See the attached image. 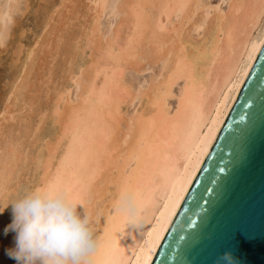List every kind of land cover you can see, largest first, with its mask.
Masks as SVG:
<instances>
[{
	"label": "bare ground",
	"instance_id": "bare-ground-1",
	"mask_svg": "<svg viewBox=\"0 0 264 264\" xmlns=\"http://www.w3.org/2000/svg\"><path fill=\"white\" fill-rule=\"evenodd\" d=\"M93 1L64 0L60 9L50 10L41 21L47 26L42 38L26 49L19 70L10 76L0 118V202L18 197L13 174L18 162L30 159L36 179L31 186L20 183L23 192L56 184L67 189L84 210L89 199L90 209L96 207L105 213L92 264H150L238 93L233 88L236 77L242 68L249 72L264 42V0H223L224 7L203 0H117L122 19L116 31L113 29V37L104 43L98 33V20L104 13L102 0ZM17 2L8 0L5 12L9 18ZM147 7L154 10L153 17ZM80 17L83 21H79L77 32L64 35L65 25H73L71 21ZM68 39L75 41L67 46V55L73 60L80 58L85 48L89 51L83 63L75 61L77 70L72 65L68 75L64 74L78 82L84 93L79 89L78 102L69 104L68 85L63 83L43 112L37 97L42 90L36 85V65L44 60L42 54L54 48L56 51L62 40L65 46ZM113 44L117 53L112 51ZM147 44L151 56L145 51ZM139 47L144 57L149 55L153 62L164 63L163 73L157 83L141 93L142 104L127 120L124 110L133 95L121 74L126 67L140 66ZM23 110L29 112L25 117ZM33 114L39 116L40 125L32 126L29 118ZM14 120L25 123L19 128L11 123ZM47 121L52 124L50 132L43 131ZM16 129L19 141L3 139L13 137ZM33 129L38 133L31 146L40 143L35 145L36 155L31 156V151L23 153L22 145ZM111 170H116L114 177ZM189 173L193 175L189 177ZM103 174L104 182L99 177ZM96 180L106 185L102 195ZM124 191L136 196L140 208L136 226L117 210ZM90 209L87 212L97 223L100 218ZM8 220L11 207L7 214L0 213V264H15L5 254L14 236L12 232L4 234Z\"/></svg>",
	"mask_w": 264,
	"mask_h": 264
},
{
	"label": "water",
	"instance_id": "water-1",
	"mask_svg": "<svg viewBox=\"0 0 264 264\" xmlns=\"http://www.w3.org/2000/svg\"><path fill=\"white\" fill-rule=\"evenodd\" d=\"M262 71L264 49L260 48L150 264H213L226 250L237 258V264H264ZM246 95L252 100L246 101ZM245 126V135H233ZM226 137L234 140L229 147L224 146ZM174 238L179 242L174 243Z\"/></svg>",
	"mask_w": 264,
	"mask_h": 264
},
{
	"label": "rangeland",
	"instance_id": "rangeland-1",
	"mask_svg": "<svg viewBox=\"0 0 264 264\" xmlns=\"http://www.w3.org/2000/svg\"><path fill=\"white\" fill-rule=\"evenodd\" d=\"M61 1L63 2L64 0H18L16 5L14 6L12 16L9 18V16L5 12V9H6L7 4H8V0H0V37L2 35V43H0V118L2 116L1 111H3L4 105L7 102L6 96L8 94V90H9L8 82L10 80L11 74L15 73L14 71L17 72L19 70L20 63L25 56L26 49L29 48L30 46L33 47L36 40L40 41L45 30L47 29V26L44 27L41 24L42 18L44 16L49 15L50 10L52 11L53 9H56V8L60 9L61 4H62ZM203 1H205V2L207 1V3L209 5L214 6V7H224L223 0H203ZM85 2L86 3H92V4L94 3L93 0H85ZM103 3L106 5L104 6ZM116 3H117V0H114V3L112 0H102L101 13L102 12H104V13L101 14L100 17H102V18H99L100 21L98 20V28H99L98 33L102 37V38L100 37L101 41L103 40L102 43L106 42L111 37H113L112 34L115 33L113 31L114 30L116 31V28L120 24V21L122 19V16H120V14L122 15L123 10L122 9H120V11L117 10ZM69 5H70V3H69ZM109 8L111 9L110 11H109ZM61 10H63V8H61ZM83 10L84 9L82 8V11ZM106 10H108V11H106ZM146 10L148 12L150 11L149 15L151 14L150 16L153 17L154 10L150 9V8H148ZM107 12H109V13H107ZM110 12H112V13H110ZM115 13H117L116 16L114 15ZM79 21L82 22L83 18L80 17L79 20L71 21V23H74L73 25L72 24L65 25L64 35L68 34L71 30H73L74 32H77L78 25L80 23ZM174 21H175V19H174ZM67 38H68V35H67ZM63 42H64V40H62V42L59 43L60 47H59V45L56 47L57 53H56L55 48H54V49L50 50V53L48 52L49 51L48 50L47 51L48 54L47 53H45V55L42 54L43 55L42 60L43 59L44 60L40 61V63H38V66L36 65V68H38L39 70L36 69V71H34L35 74L38 75L37 77L39 80V81L37 80V82H39V83L36 82V85H37V87L40 88V91L42 90V93L39 92L41 94L37 93V95H38L37 97H38V101L40 100L39 101L40 107H41L40 109H42L43 112H46L44 110V108H46L47 106L50 105L51 100H49V99H52V97L55 96L56 92L61 88L63 83L65 84V86L68 85L66 98H67L69 104L77 103L79 100L78 98H79L80 93L83 92V88L78 82L76 84V81L68 79V77L65 75H68L67 73H69V70L72 67V65L76 69L75 61H79V62H77L78 64L83 63V61L86 60L89 51L87 48H85L84 54H82L83 57L82 56H80V58L76 57L77 59L75 58L73 60L71 58V56L67 55L68 51H69V49H67V46L68 45L70 46L71 44L74 45L75 41L73 39H71V40L68 39L65 41V43H66L65 46L63 45ZM113 45H112L113 47H111L112 51L114 53H117L118 47H116L115 44H113ZM63 46L65 47L64 50L62 49ZM145 47H147V48H145L146 49L145 51L148 52V54L150 55L151 50H149V49H151V48H148V44ZM18 48H20V49H18ZM139 48H141V49H138V52L140 54L139 56L141 57V58L138 57L139 61L141 60L139 62V63H141L140 66L137 65L138 67H130V68L126 67L123 69L124 72H122V74H121V77L123 75L121 80H122L123 84L127 88H129V90L131 91V93L133 95L132 100H134V101L131 100L132 103L130 102L124 110L126 112V113H124V114H126V115H124V118L127 120H129V118H131L133 116V114L136 113L137 109L142 104L143 95L141 93L148 90L150 88L149 86H151L153 82H154L153 84L157 83L160 79L159 76L161 77V75H159V74L161 73V71L163 73V70H161V68L164 66V63H162L160 60H159V64H158V61L153 62L152 57H150L151 55L144 57L142 55L144 53L142 50V47H139ZM53 50L55 52V54H54L55 58L52 56V54L54 53ZM49 54H51V55H49ZM44 56L47 58V60ZM66 56H68V57H66ZM51 58H53V59H51ZM78 59H80V60H78ZM149 59H150V61H149ZM47 61H48V64H46ZM69 63L71 64V66L69 65ZM162 64H163V66H162ZM43 65H45V66H43ZM49 66H50V68H49ZM142 66H143V68H142ZM66 68H68V69H66ZM143 69H145V70H143ZM44 70H46V71H44ZM53 70H54V72H53ZM65 70H68V71H65ZM49 72H52L53 75L50 76ZM39 73L40 74L42 73V74L40 75ZM47 73H48V75H47ZM79 78L83 79L84 76H79ZM152 78H154V79H152ZM67 79H68V81H67ZM41 80L44 81V84L41 83ZM45 80H47V81H45ZM67 82L69 84H67ZM41 86H43V87H41ZM81 88H82V90H81ZM79 89L81 91L80 93H79ZM55 90H56V92H55ZM70 102H72V103H70ZM171 103H172V105H173V103H175V98L171 99ZM21 113L23 114L24 117L29 114V112H27L25 110H23ZM127 115H128V117H127ZM29 120H31V122L33 121L32 126H34V125L36 126V125L41 124L39 122V116L36 114L31 115V119L29 118ZM23 122L25 123L24 120H23ZM23 122L22 121L16 122V120H14L11 123H13L15 126H18L20 128V124H24ZM17 123H18V125H17ZM49 124H50V122L47 121L46 125L44 124L45 126L42 125L44 127L43 131L50 132L52 130V129L50 130V128H52V124L50 126H49ZM14 125H12L11 127L12 128L14 127V129L17 128ZM121 126L123 129L125 128V125L123 122H122ZM17 131H18V129H16V131H14L15 135L13 137H3V139L5 138L4 140H6V141H9V140L12 141V139H13V141H15V142H16V139H18V141H19V137L17 138V136H18ZM31 132H32L31 135H29L28 137H25V139H24L25 143H23L22 147H23V153L25 151L26 152L31 151V153L33 155L29 152L30 155L34 156L37 153L36 146H38V144L40 143V140L38 141L37 145L35 143L36 146L35 145L31 146V141H33V139L35 138L34 134L38 133L37 130L35 131L34 129ZM47 132H45V133L47 134ZM12 133H13V130H12ZM32 136H33V138H32ZM28 142L30 143V146H29ZM30 155H29V157H30ZM23 160L20 161V163L22 165L18 162V166H16V168H15L16 172H14V174H13L14 179L12 178V184L17 185V191H16L17 193L16 194H18V196H20V194L22 195L24 193L23 189H21V188L31 186L33 181L36 179V175H35L36 171L34 170L35 165L33 163H30L31 162L30 159H27V160L23 159ZM19 166H24V167L19 168ZM18 168H19V170L21 169L22 171H18ZM20 172L22 175L20 174ZM104 174L99 176V177H101V179L98 177V179H100L102 182H104L103 179H106ZM115 174H116V170H111V176L114 177ZM100 180H96V182H97L96 187H98L97 188L98 190L97 189L96 190L102 195L103 194L102 192L106 188V185L102 186V182H99ZM20 183L24 184V186L22 184L21 185L23 187L20 186ZM103 184H105V183H103ZM97 191H96V193H97ZM90 203L91 202L88 199L89 205H88L87 209H85V211H88L92 207V205ZM90 205H91V207H90ZM10 207L11 206L9 205V207L5 209L4 212L6 214L8 213ZM93 208H95V209H93ZM93 208L90 209L91 214H93L96 211L95 215L96 214L98 215L97 219L100 218V220H97V223L95 222V224H96L95 232H96V235L98 236L99 235V228H100V225L102 223V220L104 221L105 213L103 211H100L99 208L98 209L96 207H93ZM102 213H103V215H102ZM10 221L11 220H8L7 223H10ZM96 228H97V230H96Z\"/></svg>",
	"mask_w": 264,
	"mask_h": 264
},
{
	"label": "clouds",
	"instance_id": "clouds-1",
	"mask_svg": "<svg viewBox=\"0 0 264 264\" xmlns=\"http://www.w3.org/2000/svg\"><path fill=\"white\" fill-rule=\"evenodd\" d=\"M9 205L11 221L4 234L14 236L5 254L15 264H92L100 246L95 221L67 189L56 184L31 187L10 202H0V213ZM116 207L129 224H138L140 208L132 191L122 192ZM213 264H237V258L226 250Z\"/></svg>",
	"mask_w": 264,
	"mask_h": 264
},
{
	"label": "snow or ice",
	"instance_id": "snow-or-ice-1",
	"mask_svg": "<svg viewBox=\"0 0 264 264\" xmlns=\"http://www.w3.org/2000/svg\"><path fill=\"white\" fill-rule=\"evenodd\" d=\"M260 47H261V49H264V42L261 43ZM254 48H255V46H254ZM249 58L252 59L251 56H250ZM248 67H249V65L246 64V65H245V68H248ZM248 75H249V72H248V71H245V69L242 68L240 74L236 77V81H235V83L233 84V88H234L237 92L240 91V85H242V84L245 83V78H246ZM261 76L264 77V71H262ZM249 92H250V93H254V89L250 87ZM245 99H246V101H251V100H252V96H251V95H246ZM241 119H244V117H241ZM245 133H246V126L237 129V131H236L233 135H234L235 137L238 138V137H241V136L245 135ZM225 139H226V141H228V143H226V144L224 145L225 147H229V145H231V144L234 143V140L232 139V137H226ZM204 154L207 155L206 152H205ZM236 155L238 156L239 153H236ZM225 170H226V169H221V171H225ZM192 175H193V173H189V177H191ZM186 182H188V181H186ZM217 183H219V182H217ZM181 191H182V192H183V191H186V189L181 188ZM205 191H208V192H215L216 190H215V189H206ZM208 203L211 204V203H212V200H209ZM174 206H175V205H174ZM157 235L159 236V234H157ZM179 239H183V237H180ZM178 242H179V241H178L176 238H174V243H178ZM183 251H184V246L182 245V246H181V252H183ZM162 264H163V262H162ZM177 264H180V262L178 261Z\"/></svg>",
	"mask_w": 264,
	"mask_h": 264
}]
</instances>
